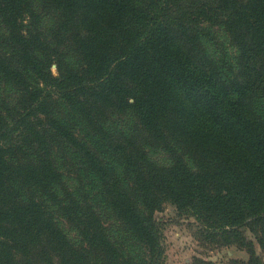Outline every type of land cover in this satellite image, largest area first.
Listing matches in <instances>:
<instances>
[{"label":"trees","instance_id":"16d2710c","mask_svg":"<svg viewBox=\"0 0 264 264\" xmlns=\"http://www.w3.org/2000/svg\"><path fill=\"white\" fill-rule=\"evenodd\" d=\"M164 203L264 264V0H0V264H162Z\"/></svg>","mask_w":264,"mask_h":264},{"label":"rangeland","instance_id":"374dc122","mask_svg":"<svg viewBox=\"0 0 264 264\" xmlns=\"http://www.w3.org/2000/svg\"><path fill=\"white\" fill-rule=\"evenodd\" d=\"M36 8L39 12L44 11L39 5ZM42 14L41 29L50 36L55 27L57 15L52 11L43 12ZM224 43V38L219 33V46ZM228 52H231V50H228ZM72 55L70 61L73 60ZM51 70L56 75L55 64H52ZM127 118V115L115 116L112 117V120L125 128ZM149 153H151L152 160L157 161L159 164L169 163V156L163 151L156 150L153 152L151 150ZM155 219L160 222L163 233L164 257L162 264H195L196 258L210 260L214 264H247L248 262V253L239 249L236 245L218 247L209 243L199 232L198 222L189 214H179L170 203L162 205V209L155 213ZM66 232L70 238H73L75 232L72 228H68ZM245 234L248 239L254 241L257 254L264 261L263 253L257 246L254 236L248 230H245Z\"/></svg>","mask_w":264,"mask_h":264}]
</instances>
